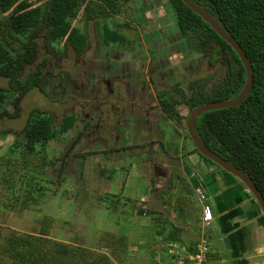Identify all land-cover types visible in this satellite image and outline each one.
Returning <instances> with one entry per match:
<instances>
[{
    "label": "rangeland",
    "instance_id": "1",
    "mask_svg": "<svg viewBox=\"0 0 264 264\" xmlns=\"http://www.w3.org/2000/svg\"><path fill=\"white\" fill-rule=\"evenodd\" d=\"M39 1L45 2L46 0ZM168 2L169 0H132V5L130 3L125 5L126 14L119 13L113 19L108 20L112 27H119L118 29L123 30L126 35L125 42L119 43V46L121 45L123 48H119L118 52L124 56L127 55L126 58H128L130 50L133 51L132 55H135L140 51L141 45L145 44L146 48H144L143 54L142 51L137 53L136 61L141 56L143 60L149 62L146 60L147 58L159 54L164 58L162 64L166 68L174 70L170 74V78H174L177 74L180 76L186 74L196 78L200 75L199 69L196 70L193 67L196 51L187 46V41L184 38L180 43L178 38L181 39V33L178 35V32L181 30L175 22L174 11L169 7L166 8ZM84 6L94 7V0ZM9 14L10 11L0 12V22H5ZM102 23V19L86 17L80 24L86 34L93 35L92 41L89 43L90 50H88L93 59L97 42L100 44L103 39ZM10 25L11 22L6 21L5 27L8 28ZM128 25L131 27L130 31H128ZM161 28L162 30H160ZM136 29H139L138 34ZM164 29L167 31L165 35ZM34 35L35 37L29 38L24 45L32 42V39L35 40L37 43L36 59L32 66L24 69V73L27 75L31 68L40 66L43 77L49 75V80L44 81V88L47 91L44 92L40 87H36L20 100L17 99V94L19 93L20 96V91L10 93L8 113L0 117V189L6 188L4 185L6 180L20 181L21 165L9 162L4 158L9 153L15 134L23 136V129L29 123L36 109L52 112L56 123H59L62 117L69 113H75L78 121L76 127L66 133L64 137L59 136L58 139L52 140L42 154L44 155L48 150L53 158L50 159L49 166L40 175V179L44 183L46 182L45 184L48 183L49 186L45 187L42 196L38 195L35 200L27 199V202L31 201L29 207L17 205L16 202L5 205L6 190H1L5 193L0 192V238H2L0 244H5V237H12L11 235H21L20 237L26 240L37 239L40 236L46 237L42 240L81 245L112 256L110 249L122 245L123 241L119 242V240H126L127 248L123 254L127 253L129 256L128 264H152L154 258L161 254L167 260L166 252L170 244L164 243L167 240L155 239L160 236L157 233L160 226L156 225L154 219L161 214L175 217L174 213H178L176 220L171 219L175 224L177 220L181 221L182 216L184 217L182 214L186 210L183 208L186 204L184 198L189 199L196 208L203 206L206 201L200 198L198 190L191 192V187H188L191 186L192 180H198L197 174H194V164L201 171V175L209 174L208 172L204 173V166L197 165L195 161L200 156L199 153L188 154V148H183V144L188 147L193 146L191 137L187 136L185 131V116L188 114V110L182 109V113L178 117L179 121L177 118L171 117L169 121L172 122V125L170 122L166 124L165 120L159 116L156 117V120L150 121V123L157 124L152 138L153 145H151L152 141H148L145 147L141 145V147H131L133 127L125 130L118 126L125 124L123 116L117 120V126L111 127L110 132L99 134V136L104 135V139L107 140L104 143L95 140L94 137L86 138L84 136L88 131L87 126V131L84 128V123H87L86 113H91L96 105V89L99 88V85L88 84L85 90L93 89L92 93L88 95L89 91L83 92V96H79L78 85L74 82L77 79V72L82 73L87 79L84 69L79 70L70 57L64 59L60 54L56 55L55 45L51 49H47L50 40L46 28L36 29ZM103 35L105 37V33ZM177 44L185 47L182 55L167 52ZM204 52L206 60L216 59V66H209L205 71L206 77L211 75L210 82L215 85L224 78L228 67L225 64L221 65L220 57L212 55L210 47L206 48ZM116 53L117 51L113 52L115 55ZM88 58L85 61L87 64H91L89 78L92 80L98 70L93 61ZM55 62L57 66L53 67ZM191 73H194L193 76ZM63 76H66L67 80H63ZM80 78L82 79L83 76ZM213 79L214 81H212ZM192 80L191 78L185 79L181 81V86L175 85L174 88L189 92ZM3 88L10 89L11 87L7 78L0 77V89ZM140 104L142 105L143 102L141 101ZM178 124L181 129L177 131V135L174 127ZM143 131H146L147 134L149 128L145 126L141 129L142 138L140 140L144 142L147 139L143 138ZM116 136L122 139L118 140ZM169 138L177 140H174L177 147L169 146V143H166V139ZM74 139L79 140L72 143ZM160 139H165V141ZM96 150H100L102 154H96ZM155 155L159 157V162L154 161ZM186 156L189 160L188 163L184 159ZM173 159L176 160L174 163L180 161L179 164L172 165ZM198 163H201L200 158ZM156 165H158L157 169H155ZM28 169L31 170L30 167ZM155 173H161L158 180L152 176ZM184 179L187 181L183 182ZM156 183L162 184L163 187L157 188ZM183 183L188 185L185 186ZM169 184L176 186L170 190L167 189ZM2 206L4 211L1 210ZM198 225L200 229L197 230V233L199 235L207 236L208 231L213 233L211 242L215 250L221 246L225 247L221 242L224 239L216 229ZM44 233H48V235ZM186 241L190 240L183 241L184 245H188ZM222 250L223 261L215 256L204 264H234L232 257L226 254L227 247ZM9 261L6 255L0 260V264H9Z\"/></svg>",
    "mask_w": 264,
    "mask_h": 264
},
{
    "label": "trees",
    "instance_id": "2",
    "mask_svg": "<svg viewBox=\"0 0 264 264\" xmlns=\"http://www.w3.org/2000/svg\"><path fill=\"white\" fill-rule=\"evenodd\" d=\"M90 1L0 0V12L10 11L7 19L11 22L8 28L5 27L7 19L5 22H0V77L7 78L11 87L0 89V117L8 113L10 93L20 91V96L17 98L20 100L36 87H40L44 92L47 91L44 88V81H48V77H43L40 66L31 68L27 75L24 73V69L32 66L36 59L35 40L32 39V42L24 45L29 38L35 37L36 29H47L50 40L48 44L46 42L47 47L55 45L67 49L69 44L80 52L88 41V36L80 24L86 17H96L102 19L107 45L113 46L126 40L125 36L116 27H112L107 19L120 13L127 3L132 5V0H94V7L84 6ZM194 1L219 20L227 32L240 43L250 58L254 70L253 87L245 100L237 106L202 113L196 121L197 131L211 150L252 178L264 196V0ZM168 7L174 11L175 22L185 41L198 50L212 47V55L220 57L221 65H227L228 70L212 91H206L199 85L196 92L198 97L195 100L194 96L187 95L185 91L177 100L167 99L164 104L167 114L172 116L180 113V109H183L180 108L181 106L190 111L202 102L236 96L246 81L245 68L236 51L183 0H169L166 4V8ZM42 23L44 24L40 26ZM212 62L216 63V59L212 58ZM199 96L205 99H200ZM76 125L77 117L74 113L66 114L59 123H56L52 112L37 109L33 112L29 123L23 129V136L15 134L9 153L4 158L21 165L22 168L19 182L6 180L4 181L6 188L0 189L1 193H5L1 190H6L5 205L16 202L17 205L29 207L31 201L27 202V199L35 200L38 195L44 194L48 183L45 184L46 182L40 179V175L53 158L48 150L44 155L42 154L52 140L58 139L59 136L64 137ZM174 140L169 138L166 143L177 147L175 145L177 140ZM191 142L192 147L183 144V148H188V154L197 152L202 158L207 159L197 150L192 140ZM184 159L189 162L187 156ZM175 161L173 159L172 163ZM208 162L219 167L214 161ZM29 167L31 170L28 169ZM203 170L204 173L209 171L205 168ZM195 173L197 179L209 175H201L198 169ZM1 210H5L3 206ZM168 216L161 214L154 219L156 225L161 227L157 230L158 234L167 230ZM44 234L48 235V233ZM11 236L5 237L4 245L0 244V260L7 255L9 264H128L129 262V260L127 262L129 258L127 253L123 254L127 248L126 240H119V242L123 241V244L118 248L110 249L112 257L100 250L81 245L42 240L46 237L39 236L37 239L26 240L20 237L21 235ZM192 247L188 246V249ZM161 257L162 262L154 260L152 264H163L165 261L171 264L162 255Z\"/></svg>",
    "mask_w": 264,
    "mask_h": 264
},
{
    "label": "flooded vegetation",
    "instance_id": "3",
    "mask_svg": "<svg viewBox=\"0 0 264 264\" xmlns=\"http://www.w3.org/2000/svg\"><path fill=\"white\" fill-rule=\"evenodd\" d=\"M122 11H121L122 13L120 12L121 14H126L127 8L124 7ZM116 15L117 14H115L114 17H116ZM91 18L97 19L96 17H90L89 19ZM113 18H108L107 20ZM138 26H140V24H138ZM102 28H103V23H102ZM130 28L131 27H129L128 25V29H129L128 31L131 30ZM160 30H162V28ZM118 31L122 33L126 39V35L123 32V30L118 29ZM136 32L138 34L139 29H136ZM103 33H102V37H103L102 42L100 44L99 42H97L94 59L93 57L91 58V55L89 54L88 51L90 50L89 43L92 41V36H93L91 34H87L88 41L86 47L83 48L80 52L72 48L71 45L69 44L67 49L64 46L54 47V51L56 52V55L60 54L64 59H68L70 57L71 60H74L75 65H77L79 70L84 69L87 79L82 73L77 72V79L74 82L78 85L79 89H77V91L79 96H83V92L89 91L88 95L92 93L93 89L85 90L88 87V84L93 86L99 85V88L96 89V97H95L96 105L95 107H93L91 113L88 114L86 113L87 123H84V128L86 131H87L86 126L88 127V131L84 135L86 138L94 137L95 140L104 143V141L107 140L104 139V135L99 136V134L110 132L111 127L117 126L118 125L116 124L117 120H120L121 119L120 116H123L125 124L118 126L125 128V130L133 127L132 142L130 143L131 147H135V146L145 147V144H147L148 141L149 142L152 141L153 133L157 129V124L150 123V121L156 120L157 116L165 120L166 124L170 122L169 120L171 117H175L177 118V121H179L178 114L182 113V109H180V113L173 114L172 116H169L166 110H164V104L166 103L167 99L177 100V98H180L181 94L183 93L182 89L174 88L175 85H178L179 87L182 85L181 81L188 78L193 79L191 84L192 86L190 87L189 92H186V94L194 96V100L198 97L196 96L197 95L196 92L198 90L199 85L201 86V88L204 87L206 91L209 90V92L212 91L213 87L216 85L215 83H214L215 85H213V83L210 82L211 75H209L208 78L205 75L207 74L205 73V71L209 68V66H216V63L213 64L212 61L206 60L204 50L203 49L197 50L192 45H190L188 41H187L188 44L187 46H189V48H192L196 51L193 67L196 70L199 69L200 75L196 76V78H192L191 76L186 74L182 76H180V74H177L174 78H170V74H172L174 70L173 68H166V66L162 64L164 58L160 57L159 54L154 55L149 59L144 58L149 62L143 60L141 56L138 57V61L135 60V57L138 56L137 53L142 51L143 54L144 48H146L145 44L141 45L140 51H138L135 55H132L133 51L130 50L128 55L130 57L126 58L127 55L124 56L123 54H120L118 52V49L123 47L121 45L119 46V43L113 46L107 45ZM166 33L167 31L166 29H164V35ZM178 35H180V32H178ZM180 37L181 39L180 38L178 39L180 43H182L183 37L182 35H180ZM52 47H47V49H51ZM184 48L185 47L177 44L173 48L168 49L169 51L167 50V52H171V53L174 52L175 54L180 53V55H182ZM115 51H117L116 55L113 54V52ZM88 57L93 61L94 66H96L98 70L95 76L92 77V80L89 78V75L91 76V72H90L91 64H87L85 61V59ZM56 64L57 63L55 62L52 66L56 67L57 66ZM193 74L194 73H191L192 76ZM46 76L48 77L49 80V75L47 74ZM81 76H83L82 79L80 78ZM63 80H67L66 76H63ZM176 80L178 81L174 83V81ZM212 81H214V79ZM17 97H19V93L17 94ZM200 99H205V98L200 97ZM141 101L143 102L142 105L140 104ZM207 102H211V101H207ZM180 108H184V107L181 106ZM190 111H188V114H186L185 116L186 117L185 131L187 133V136H189V134L187 130L186 120ZM117 116L118 118H116ZM170 125H172V122H170ZM145 126L149 128V131L147 133L149 135L147 136L146 131H143L144 133L143 138L147 139V141L143 142L140 140L142 138L141 129ZM174 128L176 129L175 132L178 135L177 131L181 129L179 124L178 126L175 125ZM116 138L118 140L122 139L121 137L119 138L118 136H116ZM76 140L79 139H74V141L72 140L71 141L72 143H75ZM160 140L165 141V139H160ZM152 143L153 141L151 142V145H153ZM96 154H102V152L100 150L99 151L96 150ZM153 158L154 161L157 162L160 161L159 157L156 155ZM171 164L175 165V163H171ZM157 166L158 165L155 166V169H157ZM152 176L153 178L158 180L161 176V173H155L152 174ZM156 185H158L157 188L163 187V185L162 184L160 185L159 183H156ZM174 186L175 184H169L167 189L172 190Z\"/></svg>",
    "mask_w": 264,
    "mask_h": 264
},
{
    "label": "crops",
    "instance_id": "4",
    "mask_svg": "<svg viewBox=\"0 0 264 264\" xmlns=\"http://www.w3.org/2000/svg\"><path fill=\"white\" fill-rule=\"evenodd\" d=\"M199 158L203 162L198 163ZM198 159L195 160L197 165L202 164L205 170L209 169V175L203 179L199 177L197 181L192 180L191 192L201 189L200 198L201 193H206L204 194L206 199H203L206 201L203 206L196 208L189 199L184 198L186 204L183 208L186 210L182 213L184 214L182 222L177 220L173 224L171 220H176L178 213H174L175 217L168 216L167 230L155 239L167 240L164 243L178 244L183 247L187 246L183 244L185 240H190L186 241L188 245L205 238L212 240L213 233L210 231L207 236L197 233L200 229L198 224H201L203 227L216 229L217 233L223 237L224 240L221 242L227 247L226 254L232 257L234 264H264V215L259 204L248 191L247 185L238 180L234 174L220 166L216 169V166L201 156ZM194 166L195 170L198 169L195 164ZM199 195L197 194V197ZM205 202L212 206L214 213V220L209 225L202 219ZM225 247L221 246L215 250L212 246L213 257L216 256L223 261L222 248ZM259 255L263 257L253 259Z\"/></svg>",
    "mask_w": 264,
    "mask_h": 264
},
{
    "label": "water",
    "instance_id": "5",
    "mask_svg": "<svg viewBox=\"0 0 264 264\" xmlns=\"http://www.w3.org/2000/svg\"><path fill=\"white\" fill-rule=\"evenodd\" d=\"M183 2L186 3L195 13L200 15L204 21L210 24V26L229 45H231V47L239 55L246 72L245 84L236 96L224 100L205 102L199 104L190 111L186 120L188 134L194 142L195 147L202 155H204L207 159L217 163L222 169L234 174L238 178V180L247 185L248 191L253 196L255 202L259 204L262 214L264 215V196L262 192L258 189V187L255 185L252 178H250L244 171H242L236 165L211 150L203 141L196 128V120L202 113L220 108L237 106L250 94L254 83V70L251 60L245 50L240 45V43L227 32V30L222 26L219 20H217L209 11L197 4L194 0H183ZM262 257L263 256L259 255L253 259H259Z\"/></svg>",
    "mask_w": 264,
    "mask_h": 264
},
{
    "label": "built area",
    "instance_id": "6",
    "mask_svg": "<svg viewBox=\"0 0 264 264\" xmlns=\"http://www.w3.org/2000/svg\"><path fill=\"white\" fill-rule=\"evenodd\" d=\"M204 197V194L201 193V198ZM213 217L212 206L210 204H205L203 207V221L208 224L213 220ZM185 250L178 244H170L166 252L168 254L167 260L171 264H204L210 259L212 251L210 241L207 238L198 240L192 248ZM161 255L154 258V260L162 262ZM164 263L169 264L167 261L163 262V264Z\"/></svg>",
    "mask_w": 264,
    "mask_h": 264
},
{
    "label": "clouds",
    "instance_id": "7",
    "mask_svg": "<svg viewBox=\"0 0 264 264\" xmlns=\"http://www.w3.org/2000/svg\"><path fill=\"white\" fill-rule=\"evenodd\" d=\"M200 190H201V189H199L198 192H200ZM204 198H205V197H204ZM204 198H202V199H204ZM205 199H206V198H205ZM205 204H209V203H206V202H205ZM205 204H204V205H205ZM213 214H214V213H213ZM213 220H214V217H213ZM213 220H212V221H213ZM212 221H211V222H212ZM211 222H210V223H211ZM210 223H208V224L206 223V224L209 225ZM209 241H210V245H211V240H209ZM195 243H196V242H195ZM195 243H194V244H195ZM194 244H192V245L189 244V245H187V246H185V247H183V246H181V247H183V249L185 250V249H188V246H194ZM211 249H212V246H211ZM188 250H189V249H188ZM185 251H187V250H185ZM212 257H213V250L211 251V257H210V258H212Z\"/></svg>",
    "mask_w": 264,
    "mask_h": 264
}]
</instances>
